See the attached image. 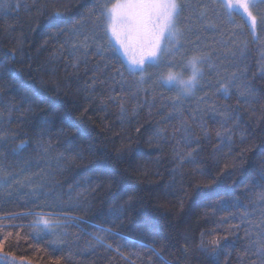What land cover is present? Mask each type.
I'll return each instance as SVG.
<instances>
[{
	"label": "trees",
	"instance_id": "16d2710c",
	"mask_svg": "<svg viewBox=\"0 0 264 264\" xmlns=\"http://www.w3.org/2000/svg\"><path fill=\"white\" fill-rule=\"evenodd\" d=\"M180 2L190 7L180 19L183 48L171 70L187 73L197 54L211 53L213 66L204 65L196 94L177 102L191 133L201 137L196 169L178 166L180 120L164 119L178 90L161 87L156 78L170 69L141 88L139 77L125 73L121 79L117 62L105 68L99 55L73 67L72 44L83 36L68 30L98 0H0V131L6 133L0 141V264H162L149 248L167 264L257 259L249 245L255 248L264 234L260 182H252L264 169V4L253 9L256 40L218 0ZM201 12L210 19L197 23ZM245 89L252 102L238 104ZM109 95L123 104V113ZM219 113L239 120L228 125L232 147L223 153ZM197 121L207 125L208 139ZM158 129L167 137L159 145L151 142ZM21 143L25 148L18 149ZM38 216L59 222L58 235L33 227ZM214 239L218 262L209 244Z\"/></svg>",
	"mask_w": 264,
	"mask_h": 264
},
{
	"label": "snow or ice",
	"instance_id": "6c2138e0",
	"mask_svg": "<svg viewBox=\"0 0 264 264\" xmlns=\"http://www.w3.org/2000/svg\"><path fill=\"white\" fill-rule=\"evenodd\" d=\"M261 4H264V0H218V6L225 9L229 19L231 20L234 16H240L256 40L259 39L256 35L258 23L257 16L253 14V9H256ZM4 6V4L0 3V7ZM186 7H190V5L181 4L180 0H112L110 4L105 3L104 0H98V3L93 5V9L68 30V34L71 36L77 38L83 36L82 41L78 40V43L72 44V48L74 49L71 53L74 61L73 67L78 68L82 59L86 62L89 56L99 55L101 59L105 60V68L108 67L111 61L115 60L117 62L119 66L115 68V71L121 79L125 73L130 77H139L136 83L142 88V85L148 83L149 78L154 73H158L161 60L165 57L171 58L181 54L184 29L180 26V19ZM204 7L207 8L208 6L205 5ZM188 19L190 20L191 18L189 17ZM207 19H210L207 12H201L196 22L201 23ZM85 20L91 21L90 29H85ZM206 27L214 28L215 25L209 23ZM259 27L264 31V18L261 19ZM188 28L190 30L191 25H188ZM57 31L63 32L65 30L58 29ZM89 41L94 43L90 44ZM105 42L107 47H105ZM93 47L95 49L94 52H90L89 49ZM106 52H111L112 55L105 56ZM210 58L211 53L197 54L191 57L189 61L191 75L187 79L179 78L171 70L174 65H172L171 59H169L167 61L170 69L168 73L156 78V82L169 91H175L174 84L179 85V91H177L176 100L173 103V111L164 117L165 120H180V127L177 131L181 133V137L176 143L183 149V152L179 149L175 150L178 166L186 164L196 169L200 163L197 156L199 155L198 142L201 137H196L191 133L188 121L183 118L181 103L177 102H181L182 97L187 98L196 94L199 81L203 77L204 65H208L210 68L213 67ZM233 75L235 76V73ZM113 79H116V77H113ZM124 82L126 83V81ZM94 83L93 81V85ZM123 91L124 89L121 88V92ZM223 91L227 97V85L223 86ZM251 95H253L251 89L240 91L241 99L237 103H251L252 100L248 98ZM109 99L115 100L121 108V112H124L123 104L118 98L109 95ZM24 103L28 104L30 108L32 101L29 98H25ZM10 110L11 106H9ZM217 114L213 112V118ZM219 114L223 115L224 118L221 121H216L220 126V130L216 131V136L219 139V152L223 153L225 148L231 150L232 147L233 133L228 125L230 123H238L239 120L231 114ZM121 119H123V116ZM193 119H196L195 116H193ZM197 123L201 128L203 138L208 139L209 129L207 125L201 121H197ZM137 131H139V128H137ZM5 137L6 133L0 131V141L5 140ZM173 137L175 138V133H173ZM243 139L242 134L241 140ZM161 140H167V137L162 136L161 130L158 129L153 133L151 142L159 145ZM22 148H25L24 143L18 145V149ZM199 174L203 175L202 172ZM257 181L260 182V191L256 194V200L259 202V207L264 210V169L253 178L252 182L255 184ZM5 182L7 183V181ZM33 191L35 193V190ZM119 211H122V209ZM114 215L116 220L120 219L118 213ZM262 216H264V211H262ZM244 221L245 217H241V222ZM247 222L251 223V220ZM33 227L39 228L46 235L57 236L56 229L60 227V224L44 216H38L34 221ZM97 242H101L99 238H97ZM255 243V248L249 245L250 254L257 258L253 261V264H264V234ZM209 244L215 246L212 251V258L218 262L221 253L219 241L214 239L209 241ZM201 246H204L203 241H201ZM109 247L111 246L109 245ZM149 251L159 256L162 264H167V261L160 256L156 249L149 248ZM245 254L247 255L248 253L246 252Z\"/></svg>",
	"mask_w": 264,
	"mask_h": 264
},
{
	"label": "rangeland",
	"instance_id": "374dc122",
	"mask_svg": "<svg viewBox=\"0 0 264 264\" xmlns=\"http://www.w3.org/2000/svg\"><path fill=\"white\" fill-rule=\"evenodd\" d=\"M260 11L264 12V8H259ZM253 14H254V11H253ZM255 15V14H254ZM257 23L259 25V18L257 17ZM176 58H177V55L174 56V57H165L163 60H161V64H160V68L159 70L163 69V70H168L169 69V64H168V60L171 59V62H172V65L175 64V61H176ZM191 59V58H190ZM190 59L188 60L187 64H186V70L188 71L187 73H182V72H176V71H173L177 74V76L181 79H187L190 75H191V68L189 66V61ZM168 73V72H167ZM166 73V74H167ZM165 74V75H166ZM174 88H176L178 91H179V85H175L174 84ZM13 263V262H11Z\"/></svg>",
	"mask_w": 264,
	"mask_h": 264
}]
</instances>
